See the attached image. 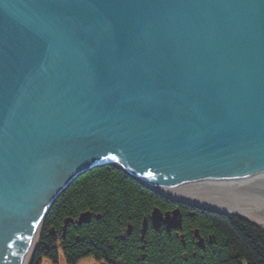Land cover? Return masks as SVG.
<instances>
[{
  "label": "water",
  "instance_id": "obj_1",
  "mask_svg": "<svg viewBox=\"0 0 264 264\" xmlns=\"http://www.w3.org/2000/svg\"><path fill=\"white\" fill-rule=\"evenodd\" d=\"M104 162L264 232V0H0V264Z\"/></svg>",
  "mask_w": 264,
  "mask_h": 264
},
{
  "label": "trees",
  "instance_id": "obj_2",
  "mask_svg": "<svg viewBox=\"0 0 264 264\" xmlns=\"http://www.w3.org/2000/svg\"><path fill=\"white\" fill-rule=\"evenodd\" d=\"M152 205L173 206L112 166L89 171L76 179L47 213L40 243L33 251L30 264L39 261L42 253L52 254L55 251L48 226L58 229L64 215L74 216L85 207L100 213L102 219L92 220L80 229H69L62 242L69 263L92 253L108 261L123 258L126 264H141L135 260L137 230L134 229ZM182 213L187 225L198 227L203 235L209 232L215 234L214 247L204 252L197 251V258L193 260L188 246L189 258L184 261L179 255L181 245L174 239H168L165 234L154 236L151 233L146 255L149 264H237L238 260H245L247 264H264L263 231L237 217L189 208ZM129 220L133 223L132 233L135 236L122 240L118 230L123 229Z\"/></svg>",
  "mask_w": 264,
  "mask_h": 264
},
{
  "label": "bare ground",
  "instance_id": "obj_3",
  "mask_svg": "<svg viewBox=\"0 0 264 264\" xmlns=\"http://www.w3.org/2000/svg\"><path fill=\"white\" fill-rule=\"evenodd\" d=\"M106 166H112L116 168L119 171V168L116 166L112 165L109 162H104L99 164V166H93L90 168H87L83 171H81L71 182H69L55 197L51 207L56 203V201L61 197V195L69 189V187L78 179L80 176L84 175L85 173L93 170H97L98 168L101 167H106ZM125 175L130 177L131 179L136 180L139 182L142 186L146 187L151 191L152 193H155L165 199L166 201H169L170 204L173 206L170 207H159L157 205H152L150 209L147 211V216L150 217L149 220H146L144 217L141 218L138 224H140V227L137 228V233L136 236L135 234H129V232L124 231L121 239L125 240L127 238L131 239L132 237H137L136 239V251L137 256H135L136 261H140L141 264H149L146 255L148 254L147 249H148V240H149V234L154 235V236H159L160 234H165L168 239H174L178 245H181V251L179 252V255H181V259L184 261H187L189 258V254L187 253L186 248L190 246L194 240L201 238L202 242L204 240V245L200 244V249L204 247V250L207 251L208 248H213L215 245V234L209 232L203 233L198 227H195L193 224H189L183 221V218L181 217V214L184 209H197L201 210L204 209L203 211L206 212V210L210 207L198 204L196 202L181 198L179 196L164 192L162 190L147 186L143 184L142 182L138 181L137 179L133 178L129 174L125 173L122 171ZM51 207L49 210H51ZM204 207V208H203ZM184 208V209H183ZM48 210V212H49ZM215 210V209H214ZM47 212V213H48ZM215 212H220L216 210ZM216 214V213H215ZM76 215V217H75ZM47 216V214H46ZM45 216V217H46ZM102 219L100 213L98 212H93L90 208L85 207L82 210L77 211L76 214L70 215L66 214L63 216V219L58 227V229L54 226H48L49 229V235L51 236V239L54 240V249L55 251L52 254H47V253H42L40 255V260L34 262V264H78L81 261L85 260L86 258H91L93 260V264H99L97 262L98 258L92 254V253H87L86 255L80 256L76 259L73 260V262L69 263V258L66 256L64 252V246L62 245V242L65 239L66 234L68 233L69 229H80L83 225H88L92 220L98 221ZM127 223L131 224V221H127ZM45 226V220L43 219L37 238L35 240L33 249L31 251L33 255V250L37 249L38 244L40 243V238H41V233L43 232V227ZM253 226V225H251ZM255 229H259L257 226H253ZM130 235V236H129ZM202 235L206 237L203 239ZM191 237L190 241H187L186 238ZM77 236L75 237L76 240ZM135 240V239H133ZM184 244H186L184 246ZM184 246V247H183ZM203 246V247H202ZM202 247V248H201ZM190 250L192 251L191 258L195 260L197 258V252L195 248L191 247ZM31 255V254H30ZM31 257L28 258L27 264L32 263V260H30ZM117 259V258H116ZM114 259V261H117ZM101 260V259H100ZM31 261V262H30ZM80 261V262H79ZM120 262L122 264H126L125 260L123 258L120 259ZM87 264H90L89 261H87ZM237 264H247L245 260H238Z\"/></svg>",
  "mask_w": 264,
  "mask_h": 264
},
{
  "label": "rangeland",
  "instance_id": "obj_4",
  "mask_svg": "<svg viewBox=\"0 0 264 264\" xmlns=\"http://www.w3.org/2000/svg\"><path fill=\"white\" fill-rule=\"evenodd\" d=\"M204 208V207H203ZM204 209H202V211H203ZM216 210H214L213 208H208L207 210H206V212H209V213H216V214H218V215H222V216H226V217H237V218H239V219H241V220H243V221H245L246 223H248V224H250V225H253V226H255L254 224H252L250 221H248L247 219H245V218H243V217H239V216H234V215H229V214H225V213H223V212H215ZM142 217H144L146 220H149L150 219V217H148L147 216V214L146 215H143ZM181 217L183 218V213L181 214ZM46 218V217H45ZM45 218H44V220H45ZM140 227V224H138L137 225V228H139ZM133 223L131 222V224L130 223H127V224H125V227L122 229H119L118 231V233H120V237L122 236V234H123V232L124 231H126L127 230V232H129V234H132V232H133ZM134 230H137V229H134ZM258 230H260V229H258ZM138 231V230H137ZM261 231V230H260ZM138 234V233H137ZM130 236V235H129ZM202 237H203V239H205L206 237H204L203 235H202ZM191 237H188V238H186V240L187 241H190L191 239H190ZM201 241V238H199V239H197L196 238V240H194V242L190 245V248L191 247H193V248H195L196 249V251H193V252H197V251H205L204 250V247L202 248V249H200V244H203L204 245V240L202 241V242H200ZM186 244H184V246H185ZM183 246V247H184ZM34 251V250H33ZM32 256V253H31V255L29 256V257H31ZM116 259V258H115ZM120 259L121 258H117L116 260L117 261H114V260H111V261H108V260H106L104 257H102L101 258V260H100V258H98V260H97V262L99 263V264H122L121 262H120ZM87 261H89V263L90 264H93V260L89 257V258H86L85 260H83V261H79L80 263H78V264H87ZM240 261V260H239Z\"/></svg>",
  "mask_w": 264,
  "mask_h": 264
}]
</instances>
